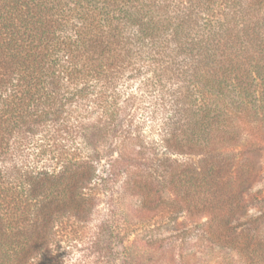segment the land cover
<instances>
[{"label": "trees", "instance_id": "1", "mask_svg": "<svg viewBox=\"0 0 264 264\" xmlns=\"http://www.w3.org/2000/svg\"><path fill=\"white\" fill-rule=\"evenodd\" d=\"M263 150L264 0H0V264H114L149 214L264 264Z\"/></svg>", "mask_w": 264, "mask_h": 264}, {"label": "rangeland", "instance_id": "2", "mask_svg": "<svg viewBox=\"0 0 264 264\" xmlns=\"http://www.w3.org/2000/svg\"><path fill=\"white\" fill-rule=\"evenodd\" d=\"M142 107L135 119L142 124L144 141L148 143V108L144 103ZM256 188L264 190V150ZM118 221L122 222V217ZM123 223L117 235L119 253L114 264H237L229 252L206 244L200 228L189 217L170 222L164 216L149 214L144 219L130 218ZM69 255L74 259V253Z\"/></svg>", "mask_w": 264, "mask_h": 264}]
</instances>
